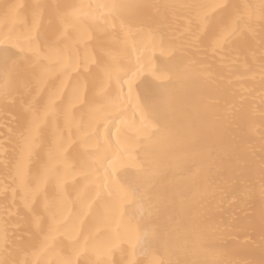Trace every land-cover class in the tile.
Returning a JSON list of instances; mask_svg holds the SVG:
<instances>
[{
  "label": "bare ground",
  "instance_id": "1",
  "mask_svg": "<svg viewBox=\"0 0 264 264\" xmlns=\"http://www.w3.org/2000/svg\"><path fill=\"white\" fill-rule=\"evenodd\" d=\"M233 4L257 6L235 36L234 21L217 23ZM260 4L0 0V50L19 53L7 95L0 67V261L260 264ZM169 82L147 108L146 93Z\"/></svg>",
  "mask_w": 264,
  "mask_h": 264
},
{
  "label": "snow or ice",
  "instance_id": "2",
  "mask_svg": "<svg viewBox=\"0 0 264 264\" xmlns=\"http://www.w3.org/2000/svg\"><path fill=\"white\" fill-rule=\"evenodd\" d=\"M11 9L12 6H6ZM114 11H119L122 8L131 7L129 5H122V4H113L110 6ZM160 7L164 8H170V7H176L172 5H161ZM181 7H188V8H197L201 7L198 5H184ZM257 6L255 5H224L223 6V15H221L219 21L217 23L222 24L224 23L225 19H228L229 21H234V28L232 31V35L235 36L238 32H241L244 28L251 29L252 27V13L247 11H242V9H254ZM260 10V17L262 20H264V0H261V4L258 6ZM69 20V17L66 15H63L60 17L61 23H67ZM229 27H232L230 24ZM213 31V25H209L208 32ZM208 32H206L203 36L194 37V39H197L200 44H203L208 36ZM45 44L48 43L47 41L44 42ZM29 47L34 48V42L29 37L28 40ZM0 53H2V70L4 73V86H3V92L5 95L8 94V88H9V82L11 79V66L10 62H14V57L19 56V53H12L10 49L4 48L0 50ZM42 54L44 58L52 60L57 56V53L52 51H46L42 50ZM36 55L39 57L41 53H36ZM43 64V61L40 62ZM65 60L63 58V54H60V58L56 61V64H53L52 67H56L57 64H64ZM192 72H194V68H186L185 69V75H190ZM125 83L128 85V97H131L132 91H133V84H134V78L130 77ZM173 87L171 82L164 83V84H157L154 86L155 91H149L146 93V101L145 106L149 108L150 110H156L159 108V104L156 102L157 98L163 99L168 95L169 89ZM123 86H121L120 93L116 97V100H120L121 97H123ZM17 175H21L20 169L17 168ZM7 196V193H5ZM262 216H264V208L261 209ZM36 227L43 231L44 224L41 221L36 222ZM0 264H8L6 261H0ZM63 264H73L72 260L66 259L63 261ZM170 264H175V262H170ZM196 264H209L208 261H197ZM260 264H264V260L260 261Z\"/></svg>",
  "mask_w": 264,
  "mask_h": 264
}]
</instances>
